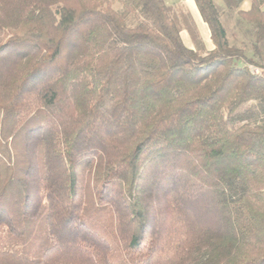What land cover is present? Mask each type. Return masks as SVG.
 Segmentation results:
<instances>
[{
    "label": "trees",
    "instance_id": "16d2710c",
    "mask_svg": "<svg viewBox=\"0 0 264 264\" xmlns=\"http://www.w3.org/2000/svg\"><path fill=\"white\" fill-rule=\"evenodd\" d=\"M194 2L0 0V264H264V0Z\"/></svg>",
    "mask_w": 264,
    "mask_h": 264
},
{
    "label": "rangeland",
    "instance_id": "374dc122",
    "mask_svg": "<svg viewBox=\"0 0 264 264\" xmlns=\"http://www.w3.org/2000/svg\"><path fill=\"white\" fill-rule=\"evenodd\" d=\"M218 8L222 9V11H228L223 4L222 0H213ZM166 4L175 8L182 9L185 12L189 13L192 17V20L194 21L199 33L200 37L203 41L207 43L206 34L209 32L208 27L206 24L202 21V18L196 8V4L194 0H165ZM250 7V0H245L243 3L241 9L242 10H248ZM237 17H233V21L231 22V19L227 18L225 15L222 16V22L224 23L225 27L227 28L229 36L232 38L235 34L240 40L246 39V34L249 32V27L247 24H237L236 22ZM245 23V22H244ZM182 37L184 39V42L187 46L191 45L194 46V41L191 38V34L188 30H184L182 32ZM233 39V38H232ZM190 43V44H189ZM210 43V41H209ZM212 44V43H211ZM253 105V104H252ZM257 114V113H256Z\"/></svg>",
    "mask_w": 264,
    "mask_h": 264
},
{
    "label": "crops",
    "instance_id": "0c3cea01",
    "mask_svg": "<svg viewBox=\"0 0 264 264\" xmlns=\"http://www.w3.org/2000/svg\"><path fill=\"white\" fill-rule=\"evenodd\" d=\"M196 8H197V6H196ZM198 10V9H197ZM199 12V11H198ZM200 14V13H199ZM201 16V15H200ZM202 18V17H201ZM202 21H203V19H202ZM204 22V21H203ZM207 26V25H206ZM208 27V26H207ZM209 29V28H208ZM200 34V33H199ZM206 38H207V43L205 42V41H203L204 43H205V45H206V47H207V49L208 50H212L213 48H214V46H213V43H212V40H211V34H210V31L209 32H207V34H206ZM184 40V39H183ZM209 41H210V43H209ZM212 43V44H211ZM190 44V43H189ZM189 48H194V46H191V45H189L188 46Z\"/></svg>",
    "mask_w": 264,
    "mask_h": 264
}]
</instances>
